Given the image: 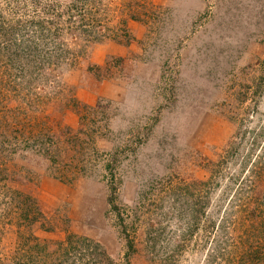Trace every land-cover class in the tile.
<instances>
[{"label": "rangeland", "instance_id": "obj_1", "mask_svg": "<svg viewBox=\"0 0 264 264\" xmlns=\"http://www.w3.org/2000/svg\"><path fill=\"white\" fill-rule=\"evenodd\" d=\"M0 71V264H229L258 246L264 0H0Z\"/></svg>", "mask_w": 264, "mask_h": 264}, {"label": "trees", "instance_id": "obj_2", "mask_svg": "<svg viewBox=\"0 0 264 264\" xmlns=\"http://www.w3.org/2000/svg\"><path fill=\"white\" fill-rule=\"evenodd\" d=\"M1 73V71H0ZM1 86V85H0ZM3 102V100L0 99V104ZM6 111H3L2 106L0 107V119L3 122V117L5 116ZM19 122V121H18ZM0 125H2L0 123ZM3 126V125H2ZM5 131L3 128L1 129L0 132V140L5 139L6 136L3 134ZM2 134V135H1ZM6 167L4 164H0V180L5 181L6 187H2L4 189L0 190V193H2L5 188L10 192L9 189V182L6 179L5 172H6ZM10 181V180H9ZM252 185L251 190H255V188ZM11 194V192H10ZM10 204H11V209H16L15 215L17 216V220H24L25 222L27 221L26 224L29 226L33 227L37 220L36 217H34L33 214L36 213V211L40 212V209L38 207V204L36 202V199L32 196V194H28L20 188L15 189L12 192V195L10 197ZM259 215V205L254 207L248 214L249 219H246L244 222L245 224H249L250 227L255 228L256 225H259L261 229H259L258 232L253 233L257 237V242L258 246H248V248L243 249L246 245H242L240 248L241 250H238L236 247L239 244H241L244 239H240L241 242H238L235 246V255H230V263L229 264H264V216ZM4 230H1L2 232ZM235 240V238H231V240ZM261 241V242H259ZM49 243H37L36 245L33 246V248H40L44 251H48ZM242 253L246 257H238V254ZM26 258H29L25 263L23 264H45L42 259L37 258H32L30 255H27ZM107 258V257H105ZM31 261V262H30ZM30 262V263H29ZM226 264V263H225ZM228 264V263H227Z\"/></svg>", "mask_w": 264, "mask_h": 264}]
</instances>
